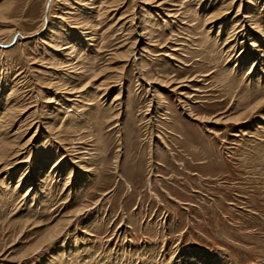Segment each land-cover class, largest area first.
<instances>
[{
  "label": "rangeland",
  "instance_id": "obj_1",
  "mask_svg": "<svg viewBox=\"0 0 264 264\" xmlns=\"http://www.w3.org/2000/svg\"><path fill=\"white\" fill-rule=\"evenodd\" d=\"M93 1L99 10L54 1L66 16L54 18L62 34L54 40L41 28L46 0H0V40L12 28L29 36L0 46V111L17 88L7 131L22 124L18 142L31 138L15 157L28 163L5 183L0 172V264H189L195 250L215 264H264V0H234L228 11L232 0H174L166 9L154 0ZM219 9L223 16L205 25ZM66 12L91 17V26ZM130 19L143 36L126 61L132 39L121 24ZM53 40L75 51H55ZM74 109L83 116L72 122ZM30 163L50 185L38 211L21 197L18 207L4 203ZM21 185L14 196L30 187Z\"/></svg>",
  "mask_w": 264,
  "mask_h": 264
},
{
  "label": "bare ground",
  "instance_id": "obj_2",
  "mask_svg": "<svg viewBox=\"0 0 264 264\" xmlns=\"http://www.w3.org/2000/svg\"><path fill=\"white\" fill-rule=\"evenodd\" d=\"M54 1H56V0H46V5H45V9H44V14H43V19H42V26H41V28L42 27H44L45 25H47V29H48V31L49 32H51V33H53V35H51V38L52 39H54V40H56V39H58V38H60L61 36L60 35H62L61 33H60V31L57 29V30H53V26L54 25H57L56 23H55V19L54 18H59L60 20H61V22L62 21H65V19H66V16L64 15V13L63 14H61L60 13V11L59 12H55L53 9H55L52 5H54L53 3H54ZM59 2L60 1H62L63 3H66L65 5H68V0H58ZM83 2H84V7L85 6H88V4H91V6H92V8H97L98 9V7H95L94 6V1L93 0H90V1H88V0H82ZM109 1V0H108ZM172 1H174V0H154V2H157V7L159 6H161V8H163V9H166L165 7H166V4L167 3H171ZM203 1V0H202ZM233 1L234 0H232V1H229L228 3H226L227 4V6H229L228 4H230V6H229V8H226L227 9V11L228 10H230L231 9V7L233 6ZM226 2V1H225ZM61 3V2H60ZM173 3V2H172ZM4 5V4H3ZM107 5V4H106ZM170 5V4H169ZM7 6V5H6ZM56 6H57V4H56ZM108 6H110V5H108ZM111 7V6H110ZM226 7V6H225ZM105 8V7H104ZM106 8H108L107 6H106ZM0 9H1V7H0ZM59 9V8H58ZM64 9V10H63ZM66 8H60V10L63 12V11H68V10H65ZM102 9V8H101ZM99 10V9H98ZM6 11H7V8H6ZM81 11H83V10H81ZM106 11H108L107 9L104 11V13H103V15L105 14V13H107ZM1 12V11H0ZM77 11H75V13H76ZM207 11H205V13H206ZM250 12V11H249ZM67 13H69L70 14V18L72 17V19H74V22H75V18L77 17V18H79L80 19V22H77V23H83L84 25H86V26H91V24H90V22H91V17H80V16H76V14L75 13H70V12H66V15H67ZM80 13H82V12H80ZM214 13H216V14H214ZM214 13H212L210 16H208V14L209 13H207V14H205L204 15V23H205V25H206V23L208 24L210 21H216L217 19H219V18H221L222 16H223V13H224V11H223V9L222 10H220L219 9V13H217V12H214ZM5 14V11H4V13H1V15H2V18L3 19H5L6 18V16L4 15ZM61 14V15H60ZM169 14V13H168ZM102 15V13H101V11H99V15H97V16H103ZM107 15V14H106ZM134 15V14H133ZM159 15V14H158ZM249 16L248 17H252L253 18V20H255V17H253V15L251 16L250 14H248ZM124 17V16H123ZM202 17H203V15H202ZM132 18V17H131ZM134 18V17H133ZM119 19V18H118ZM120 19H121V17H120ZM125 19V18H124ZM163 19V18H162ZM6 20V19H5ZM7 20H8V18H7ZM69 20V19H68ZM76 20H78V19H76ZM95 20V19H94ZM122 20V19H121ZM73 21V20H72ZM71 21V22H72ZM84 21V22H83ZM5 22H7V23H11V24H13L14 22H10V20L9 21H5ZM238 22V21H237ZM248 22V21H247ZM50 24V25H49ZM72 24H73V22H72ZM59 25V24H58ZM122 29L121 30H123V28L125 27V29L126 30H128L127 31V37L129 38V39H132V41H130V42H127L126 43V45H128V48L126 49V52H125V54H124V56H125V59H126V61H128V59L131 57V54H130V52H132L133 51V49H136L137 47H139V42H138V38H140V36L142 37L143 35H141V33H135L136 32V23H134V20L133 19H130L129 21H127V20H125L122 24ZM236 25V24H235ZM11 26H9V28H10ZM76 27V26H75ZM78 27V26H77ZM80 27V26H79ZM84 28V27H83ZM87 28V27H86ZM118 29L120 28V27H117ZM236 28V27H235ZM234 28V29H235ZM76 30H78L77 28H75ZM213 29V25L210 27V29L208 30V31H211ZM234 29L232 30V31H230V34H229V36H228V38L227 39H230L232 36H234L235 34H232L233 33V31H234ZM6 30H8V29H6ZM40 29H38V31H39ZM86 30V29H85ZM84 30V31H85ZM115 30V29H114ZM255 30V29H254ZM79 31H81L82 33H84V31L82 30V28H80L79 29ZM91 31V30H90ZM256 31V30H255ZM7 31H5V30H1L0 29V34H2L3 35V33H6ZM236 32V31H235ZM234 32V33H235ZM259 32H263L262 31V29H259ZM9 33V32H8ZM7 33V34H8ZM35 33H37V31H35ZM80 33V32H79ZM86 33V32H85ZM89 33V32H88ZM6 34V35H7ZM124 34H126V33H124ZM1 35V36H2ZM48 36H50L49 34H47ZM86 35V34H85ZM89 35V34H88ZM94 35V34H93ZM93 35H91V37L93 36ZM239 35V34H238ZM83 36V35H82ZM153 36H154V32L153 31H151L150 29L149 30H146V32H145V37H147V39H148V41L149 42H151L152 41V39H153ZM27 37H29L27 34H25L23 31H21V30H16V29H14V28H12V29H10V36L8 37V40L7 41H1L0 40V46H8L9 44H13V43H18V42H20V41H22V40H24L25 38H27ZM87 37V36H86ZM144 37V38H145ZM208 36H207V34L204 36V38H207ZM86 39V38H85ZM53 40V41H54ZM87 40V39H86ZM143 40V39H142ZM231 41V40H230ZM75 42V41H74ZM144 42V41H143ZM227 42H228V40H227ZM40 43H47V42H45V40L44 39H41L40 38ZM142 43V42H141ZM231 42H229V44H230ZM69 44V43H68ZM70 44H71V42H70ZM74 45H75V43H74ZM11 46V45H10ZM64 46V45H63ZM148 47V46H147ZM52 49L53 50H55V51H60V50H64V51H68L69 50V52H66L67 54H65L66 56H68L69 57V55H71V53H73L74 51H75V48L73 47V46H71V47H67V48H61V44L60 43H58L57 41H54V43H53V45H52ZM81 50H83V49H81ZM78 51V50H77ZM80 52H82V51H80ZM86 52V51H85ZM116 55V52L115 53H113V55ZM65 55H63V56H65ZM84 55H85V53H84ZM112 55V56H113ZM134 56V55H133ZM263 56V55H262ZM73 59V58H72ZM53 61V66H55L56 68L58 67V64H62L61 63V61H60V59H56V58H54V59H52ZM80 60V59H79ZM258 61L260 62V58L258 59ZM261 63V62H260ZM264 63V62H263ZM69 64V63H68ZM74 64H75V62H74ZM262 64V63H261ZM52 66V65H51ZM60 66V65H59ZM62 66V65H61ZM126 66V62H124V64H123V66H122V69H124V67ZM140 67V66H139ZM69 68V67H68ZM140 69V68H139ZM66 71H67V69H66ZM262 71H264V68L262 67ZM71 72V71H70ZM70 72H65L66 74V76H70ZM73 72V71H72ZM227 77V76H226ZM154 80H155V78H153ZM52 82H54V81H52ZM166 83H168V81L167 80H162L161 81V85L162 84H165L166 85ZM53 84V83H52ZM107 84V83H106ZM173 84V83H172ZM171 84V85H172ZM55 85V84H54ZM59 85V84H58ZM105 85V84H104ZM170 85V84H169ZM106 86V85H105ZM64 87V86H63ZM106 87H109V86H106ZM179 87V86H178ZM14 88V87H13ZM61 88V87H60ZM110 88V87H109ZM17 89V88H16ZM16 89H13L12 91H13V93H10V95H8V96H6L5 97V104H4V106H3V108H2V111H0V172L1 171H7V174L5 175V177L1 180V183H5L6 181H8V179L9 180H11V173H12V171H13V169H15V167L19 164V163H22V162H27V161H29V159L27 158H24V159H15V157L17 156V155H19L20 154V152L22 151V150H24L25 149V147H27V145L30 143V141H31V138L30 139H28L27 141H25L23 144H21V143H19L18 142V139H19V137L21 136V130H22V128L24 127V125H22V124H20L18 127H17V129H16V132L14 133V134H11V135H9V133H10V131L8 132L7 131V126L9 125V124H11L13 121H15L14 119H16V115H13L12 116V113H14L16 110H17V108L20 106V105H17L16 103L17 102H14L13 104H11L10 105V103L12 102V101H16V98H14V96L13 95H15L17 92H15V90ZM70 89V88H69ZM121 89V88H120ZM181 89V88H180ZM73 90V89H72ZM17 91V90H16ZM68 91V90H67ZM106 91V90H105ZM68 92H71V91H68ZM20 93V92H19ZM18 93V94H19ZM59 93H62V92H59ZM65 93V92H64ZM121 92L119 91L117 94H120ZM29 94V93H28ZM20 95V94H19ZM22 95V94H21ZM12 96H13V98L14 99H11L12 98ZM64 96L65 95H63L62 94V98H59V100L60 101H62V100H64ZM117 96H119V95H117ZM121 96V95H120ZM66 99H67V96L65 97ZM69 98V97H68ZM73 98V97H72ZM179 98H181L180 96H179ZM186 98V97H185ZM9 99H11V100H9ZM49 99H52V97H50ZM48 99V100H49ZM2 99H0V101H1ZM53 100V99H52ZM58 100V99H57ZM73 100H76V99H73ZM50 102H51V100H50ZM82 102V101H81ZM80 102V103H81ZM112 102H114V100L112 101ZM187 101H185V103H186ZM58 106H61V103L58 101V102H55ZM116 103V102H115ZM83 104V103H82ZM260 104H261V102L259 101V102H257V103H255L254 104V106H253V111L254 110H256V108L258 109V106H260ZM84 106V105H83ZM75 107V106H74ZM63 108H65V107H63ZM68 109V108H67ZM75 110V109H74ZM251 110V109H250ZM61 111V110H60ZM148 112V111H147ZM35 113V112H34ZM80 113V111L79 110H75L74 111V113L71 115L70 114V116H69V118H71V120H72V122L73 121H78V119L79 118H81V116H83L82 114H79ZM81 115V116H80ZM79 116V117H78ZM120 116V115H119ZM37 117V116H36ZM41 117V116H40ZM38 118V117H37ZM65 119V118H64ZM28 123V122H27ZM77 123V122H76ZM76 123H72L71 124V126H68L67 127V130L68 129H74V126L76 125ZM26 125H28V124H26ZM30 125H33V124H30ZM38 125V124H37ZM62 125V124H61ZM65 126V125H64ZM31 127V126H30ZM63 127V126H62ZM152 127V126H151ZM40 127H39V125L36 127V130H35V133H37V131H38V129H39ZM63 129V128H62ZM66 129V128H65ZM56 131V130H55ZM7 135H9V136H7ZM54 135V134H53ZM55 136V135H54ZM65 141H63V140ZM61 140H62V143L61 144H63L62 146H63V150L65 151V152H69L68 151V148L66 147V146H68V145H70V144H72V141H73V139L71 138V137H69V136H67L66 138H62ZM21 142V141H20ZM73 145V144H72ZM70 149V148H69ZM84 149V148H83ZM74 151V150H73ZM73 153V152H72ZM84 153V152H83ZM79 154V153H78ZM264 154V153H263ZM70 156H73V154H69ZM26 157V156H25ZM79 158V157H78ZM85 158V157H84ZM73 159V158H72ZM81 159H82V157H81ZM85 160V159H84ZM264 160V159H263ZM58 161V159L53 163V165H52V167H56V168H58L59 167V163L57 162ZM75 161V160H74ZM81 161H83V160H81ZM86 161H87V158H86ZM85 161V162H86ZM28 163V162H27ZM78 163H80V162H78ZM82 164V163H81ZM80 164V165H81ZM260 164V163H259ZM91 165V164H90ZM264 165V164H263ZM40 166H42V165H40ZM76 166H78V165H76ZM86 166V165H85ZM264 167V166H263ZM30 169H36L35 168V166H34V164L33 163H30L29 165H28V168H27V170L25 169V170H23V172H22V174L20 175V178H19V180H18V183H17V185L9 192V193H7V198H6V200L4 201V203H7V201H9L10 202V204H13L14 205V207H18L20 204H22L21 202L22 201H24L25 202V200H27L25 203H24V205H26L28 208H29V206H31V204L29 205V202H28V200H32V202H35V209L38 211L39 210V207L41 206V203L43 202L42 200V198H41V194L44 192V191H49L50 190V185H48V184H43L44 183V177H45V175H47V174H41V172H39V175L38 176H35V174H32L31 172H30ZM91 169V168H90ZM56 170V169H55ZM73 170V169H72ZM90 171H92V170H90ZM43 175V176H42ZM35 178H37V180H38V182H36V179L34 180L33 179V177ZM53 176H54V174H53ZM69 176V175H68ZM71 176V175H70ZM60 179V178H59ZM69 181V180H68ZM23 182H27L29 185H30V187L28 188V190H27V192L25 193V194H23L22 196H21V194L19 195V196H14L16 193V191H17V189H19V187H21L22 185V183ZM69 183V182H68ZM9 184V183H8ZM33 184H34V186H33ZM36 185L37 186H39V187H36ZM68 185V184H67ZM69 190H70V192H71V189L69 188ZM41 195V196H40ZM19 197H21V202L18 204V202H17V200H18V198ZM53 198H54V196H53ZM42 199V200H41ZM45 200V199H44ZM47 200H49L50 201V199H47ZM52 201H53V199H51ZM55 200V199H54ZM51 201V202H52ZM4 206V205H3ZM3 206L1 205L0 206V218H1V216H2V212H3ZM43 207V206H42ZM45 207V206H44ZM50 207V206H49ZM83 207V206H82ZM87 208V207H86ZM41 209V208H40ZM48 208H46V210H47ZM80 209H77V211H79ZM37 211H35V212H37ZM76 215V214H75ZM75 217V216H74ZM70 220H72V219H70ZM70 222V221H69ZM67 224H69V223H67ZM61 226L62 225H57V224H55V225H53V226H51L49 229H47L46 230V232H44V235H42L41 237H40V239H39V241H38V243H37V246L35 247V249H34V251H36V250H38V249H40L41 248V246H43L44 244H46L49 240H51L53 237H54V235L57 233V231L61 228ZM193 254H194V257H193V259L192 260H194V261H192V262H189V264H215V263H213V261H212V258H211V256L210 255H208V254H205V255H203L200 251H198L197 252V250H195V251H193ZM186 259L187 258H185V257H183L182 259H181V264H185V262H186ZM191 259V258H190ZM53 263V262H52ZM77 264V263H76ZM220 264H222V263H220Z\"/></svg>",
  "mask_w": 264,
  "mask_h": 264
}]
</instances>
